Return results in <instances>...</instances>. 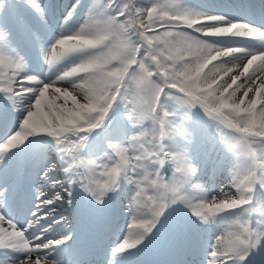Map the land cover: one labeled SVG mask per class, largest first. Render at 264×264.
Returning <instances> with one entry per match:
<instances>
[{"label": "snow or ice", "instance_id": "1", "mask_svg": "<svg viewBox=\"0 0 264 264\" xmlns=\"http://www.w3.org/2000/svg\"><path fill=\"white\" fill-rule=\"evenodd\" d=\"M0 264H264V0H0Z\"/></svg>", "mask_w": 264, "mask_h": 264}, {"label": "rangeland", "instance_id": "2", "mask_svg": "<svg viewBox=\"0 0 264 264\" xmlns=\"http://www.w3.org/2000/svg\"><path fill=\"white\" fill-rule=\"evenodd\" d=\"M238 2H240V0H238ZM238 2H234L233 0H228V4H231V3H238ZM242 63H244V62L241 61V64H242ZM240 70H242V69H240ZM225 79H228V78L225 77ZM229 82H230V81H229ZM237 95H239V93H238ZM56 103H57V104H61V103H63V101H62V100H61V101H56ZM68 103H69V106H70L71 101H69Z\"/></svg>", "mask_w": 264, "mask_h": 264}, {"label": "bare ground", "instance_id": "3", "mask_svg": "<svg viewBox=\"0 0 264 264\" xmlns=\"http://www.w3.org/2000/svg\"><path fill=\"white\" fill-rule=\"evenodd\" d=\"M120 242H122V239L120 240Z\"/></svg>", "mask_w": 264, "mask_h": 264}]
</instances>
